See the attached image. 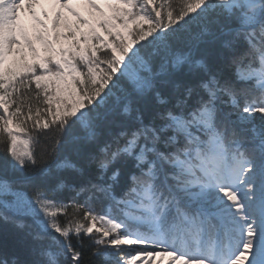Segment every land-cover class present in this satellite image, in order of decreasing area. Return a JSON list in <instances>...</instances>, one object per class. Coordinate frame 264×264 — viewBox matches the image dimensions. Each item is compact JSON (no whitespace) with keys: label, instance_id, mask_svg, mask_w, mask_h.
<instances>
[{"label":"snow or ice","instance_id":"1","mask_svg":"<svg viewBox=\"0 0 264 264\" xmlns=\"http://www.w3.org/2000/svg\"><path fill=\"white\" fill-rule=\"evenodd\" d=\"M0 264H264V0H0Z\"/></svg>","mask_w":264,"mask_h":264}]
</instances>
